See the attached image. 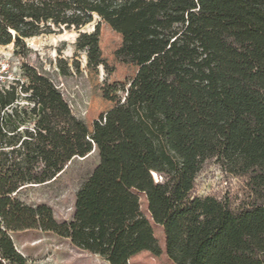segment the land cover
<instances>
[{
	"label": "trees",
	"instance_id": "obj_1",
	"mask_svg": "<svg viewBox=\"0 0 264 264\" xmlns=\"http://www.w3.org/2000/svg\"><path fill=\"white\" fill-rule=\"evenodd\" d=\"M96 16L76 57L107 70L104 22L122 37L116 58L137 72L92 130L36 67L0 84V264H28L11 233L37 230L108 264L160 256L153 223L174 264H264V0H0V45L18 54L27 40L80 30ZM57 64L71 75L66 60ZM94 151L99 171L79 189L69 222L20 199ZM212 162L244 181L245 201L196 196Z\"/></svg>",
	"mask_w": 264,
	"mask_h": 264
},
{
	"label": "rangeland",
	"instance_id": "obj_2",
	"mask_svg": "<svg viewBox=\"0 0 264 264\" xmlns=\"http://www.w3.org/2000/svg\"><path fill=\"white\" fill-rule=\"evenodd\" d=\"M95 20L80 30L61 28L56 33L41 35L26 41L25 49L15 53L14 44L0 45V78L8 81L17 79L22 67L27 64L36 67L54 81L67 100L71 112L83 121L90 130L95 121L102 120L106 113L117 106L135 76L137 68L125 65L116 58V51L121 47L122 37L106 23L99 26L103 59L107 70L100 67L97 72L87 69L86 56L82 53L76 57L75 43L82 32L93 33ZM66 60L71 67V75L61 76L57 69V60ZM74 61L80 64L81 70H74ZM101 159L94 151L83 158L70 162L58 178L48 185L31 187L23 190L20 199L28 205L44 204L54 210L58 222H69L74 215V204L79 189L85 181L99 171ZM196 196L229 197L235 205L248 197L243 180L222 172L212 162L199 175L196 182ZM140 207L146 217H150L147 200L140 196ZM154 236L161 248V255L142 252L135 256L130 264H174L166 254V238L163 228L153 223ZM17 251L28 260V264H108L103 258L84 252L75 247L71 241L56 234L41 230L11 233Z\"/></svg>",
	"mask_w": 264,
	"mask_h": 264
},
{
	"label": "built area",
	"instance_id": "obj_3",
	"mask_svg": "<svg viewBox=\"0 0 264 264\" xmlns=\"http://www.w3.org/2000/svg\"><path fill=\"white\" fill-rule=\"evenodd\" d=\"M18 78H19V77H18ZM14 80H16V79H14ZM14 80H13V81H8V80L4 79L3 77H1V78H0V84H1V83H2V84H7V83H9V82H14ZM154 180H155L156 183H158V182H162V181H163V178H162L161 176H158V175H155V174H154Z\"/></svg>",
	"mask_w": 264,
	"mask_h": 264
},
{
	"label": "bare ground",
	"instance_id": "obj_4",
	"mask_svg": "<svg viewBox=\"0 0 264 264\" xmlns=\"http://www.w3.org/2000/svg\"><path fill=\"white\" fill-rule=\"evenodd\" d=\"M10 46V45H9ZM156 175V174H155Z\"/></svg>",
	"mask_w": 264,
	"mask_h": 264
}]
</instances>
